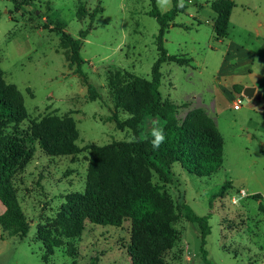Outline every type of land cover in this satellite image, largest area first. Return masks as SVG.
Segmentation results:
<instances>
[{"label":"rangeland","instance_id":"374dc122","mask_svg":"<svg viewBox=\"0 0 264 264\" xmlns=\"http://www.w3.org/2000/svg\"><path fill=\"white\" fill-rule=\"evenodd\" d=\"M212 1L183 0L186 9L175 18L177 26L166 31L164 47L169 55L190 57L192 63H163L159 91L178 105L174 127L186 122L195 109L203 110L216 125L223 140L221 168L209 177H196L174 163L170 184L144 173L159 193H165V202L143 218L156 224L158 216L167 219L165 208L171 206L172 221L167 224L173 233L161 240L165 247L144 228L135 235L129 217L119 224H96L84 218L80 234L63 237L45 264H131L130 246L136 239L158 251L152 264H205L199 228L176 211L181 204L199 216L209 215L211 231L204 248L211 264H264L259 195L238 189L252 193L264 187V98L248 99L232 89V83H260L264 89V0H233L223 41L214 39ZM171 5L172 0L170 5L157 0H0V69L4 80L16 86L24 111L19 128L5 133L35 138L29 144L30 159L10 174L29 222L27 235L12 241V258L42 264L41 238L60 235L62 220L81 213L78 195L86 193L89 183V154L83 147L128 141L133 136L114 122L107 71L125 70L151 79L158 24L149 11L156 7L164 13ZM55 27L73 38L90 28L80 45L82 76L74 72L69 47ZM229 42L255 53L251 70L221 67ZM236 64L230 61L232 67ZM88 84L99 98L91 96ZM236 99L240 107L232 110ZM117 113L120 120L128 117ZM154 127L163 133L170 128L165 120L146 116L138 137L151 138ZM66 144L81 150L66 154ZM227 181L233 185L213 197Z\"/></svg>","mask_w":264,"mask_h":264},{"label":"trees","instance_id":"16d2710c","mask_svg":"<svg viewBox=\"0 0 264 264\" xmlns=\"http://www.w3.org/2000/svg\"><path fill=\"white\" fill-rule=\"evenodd\" d=\"M180 0H172L169 10L159 12L152 7L149 15L157 21L158 34L156 38L157 58L151 67V79L147 80L125 70L107 71L106 84L113 104V119L120 129L127 128L135 136L136 141H112L99 146L86 144L83 148L89 154L88 160V189L85 194H79L81 213L68 215L60 223V235L56 237L41 238V263L45 264L48 257L53 255L54 249L62 245L63 237L74 238L82 231V222L88 218L96 224H119L122 219L129 217L132 220V229L138 235L145 229L149 235L155 236L159 244L165 241L173 229L167 224L171 222L169 209L167 219L158 216L156 224L147 221V217L156 212L163 205L164 192L151 183L144 173H153L164 184H170L173 173L171 167L174 163L182 164L189 174L196 177H209L222 166L223 140L216 125L201 109L192 110L186 122L180 127H174V113L178 105L163 98L159 86L161 84V65L173 62L181 66H191L192 58L169 55L164 47V35L174 24L175 18L184 12L186 5L178 7ZM235 7L233 0H213L211 10L216 17L213 23L214 39L223 41L228 36V21L231 11ZM90 15V20L94 18ZM87 28L79 32L77 38L71 37L55 27L56 34L68 45L74 72L80 74L84 60L80 56L82 39L88 34ZM93 98H99L95 88L88 84ZM232 89L242 94L243 87L234 84ZM264 98V93L262 95ZM118 111L128 115L124 120L118 118ZM21 96L14 84L4 80L0 69V200L5 206V212L0 215L1 237H16L23 239L29 229L15 195V189L10 183L11 172L24 165L31 156L29 144L35 140L27 133L17 138L7 135L6 130H17L24 118ZM146 116H156L166 121L170 127L165 133V142L160 148L154 149L151 141L153 137L140 139L138 133ZM5 134V135H4ZM43 146H46L43 144ZM66 154H76L81 149L73 144H66ZM231 187L227 181L213 197L219 196ZM258 197V196H257ZM105 205V206H104ZM167 206V202H166ZM108 207L110 210H107ZM258 209L264 214V206L259 201ZM176 211L191 222L197 224L200 231V254L205 264H211L207 258L204 246L206 237L211 228L208 223L209 215L199 216L186 204L176 206ZM144 213L142 216L141 214ZM159 245V246H160ZM160 246V248H162ZM72 252V251H71ZM157 250H153L136 239L130 246L131 264L154 263ZM94 264V263H93Z\"/></svg>","mask_w":264,"mask_h":264},{"label":"crops","instance_id":"0c3cea01","mask_svg":"<svg viewBox=\"0 0 264 264\" xmlns=\"http://www.w3.org/2000/svg\"><path fill=\"white\" fill-rule=\"evenodd\" d=\"M227 58H230V60H227ZM254 58H255V53L252 50L245 48L243 45L229 42L228 45L226 46V50H225L224 57H223V63L221 67L224 68V70H227V69L232 70L235 68H241L245 70V72H247L248 70H251ZM233 60L237 61V64L234 67L230 65V61H233ZM234 84H238L242 86L243 89L248 86L254 87L255 92L252 98H263L262 95L264 93V89L261 87L260 83L259 85L257 83H249L245 85L240 84V83H232V86ZM258 90L261 91V96L256 95V91ZM238 189L243 190L245 194L247 195H251V196L255 194L259 195V201L261 203L262 201H264V187H261V189H259V192L254 191L252 193H248V191L244 188H238ZM4 212H5V206L2 204L0 200V215H2ZM15 238L16 237L2 238L1 230H0V264H30V263L34 264V261L29 260L28 258H25V261H21L18 258H12L11 256H9V253L12 248V241Z\"/></svg>","mask_w":264,"mask_h":264},{"label":"clouds","instance_id":"9594fccd","mask_svg":"<svg viewBox=\"0 0 264 264\" xmlns=\"http://www.w3.org/2000/svg\"><path fill=\"white\" fill-rule=\"evenodd\" d=\"M158 4H165V5H170V0H157ZM178 7H183V0H180L179 4L177 5ZM153 139L151 141L152 147L154 149H159L161 144L165 142V135L163 133V129L159 127H154L151 133ZM136 141L135 136H130L128 138L129 143H134Z\"/></svg>","mask_w":264,"mask_h":264},{"label":"water","instance_id":"95a60500","mask_svg":"<svg viewBox=\"0 0 264 264\" xmlns=\"http://www.w3.org/2000/svg\"><path fill=\"white\" fill-rule=\"evenodd\" d=\"M255 92V88L254 87H245L242 91V95H244L245 97H247L248 99L252 98V96L254 95ZM256 95L257 96H261V91L258 90L256 91Z\"/></svg>","mask_w":264,"mask_h":264},{"label":"built area","instance_id":"2783aa9c","mask_svg":"<svg viewBox=\"0 0 264 264\" xmlns=\"http://www.w3.org/2000/svg\"><path fill=\"white\" fill-rule=\"evenodd\" d=\"M239 107H240V99L234 100L233 103L230 106V108L232 110H237V109H239Z\"/></svg>","mask_w":264,"mask_h":264}]
</instances>
